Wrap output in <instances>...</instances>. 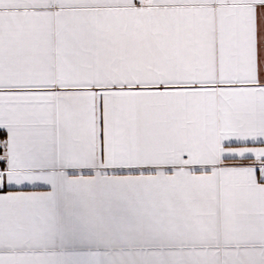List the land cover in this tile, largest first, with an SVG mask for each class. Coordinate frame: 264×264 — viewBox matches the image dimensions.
Here are the masks:
<instances>
[{"label": "snow or ice", "instance_id": "obj_1", "mask_svg": "<svg viewBox=\"0 0 264 264\" xmlns=\"http://www.w3.org/2000/svg\"><path fill=\"white\" fill-rule=\"evenodd\" d=\"M0 264H264V0H0Z\"/></svg>", "mask_w": 264, "mask_h": 264}]
</instances>
